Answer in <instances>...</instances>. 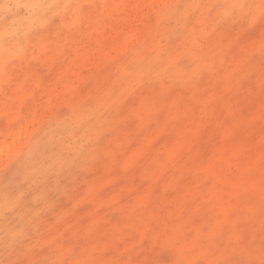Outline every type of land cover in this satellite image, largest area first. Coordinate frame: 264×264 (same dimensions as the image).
I'll return each mask as SVG.
<instances>
[{"label": "rangeland", "instance_id": "obj_1", "mask_svg": "<svg viewBox=\"0 0 264 264\" xmlns=\"http://www.w3.org/2000/svg\"><path fill=\"white\" fill-rule=\"evenodd\" d=\"M0 0V264H264L261 0Z\"/></svg>", "mask_w": 264, "mask_h": 264}, {"label": "snow or ice", "instance_id": "obj_2", "mask_svg": "<svg viewBox=\"0 0 264 264\" xmlns=\"http://www.w3.org/2000/svg\"><path fill=\"white\" fill-rule=\"evenodd\" d=\"M261 18L264 19V0H261ZM231 10L235 11L237 9H242L244 5L239 2V0H234V2L229 6Z\"/></svg>", "mask_w": 264, "mask_h": 264}]
</instances>
